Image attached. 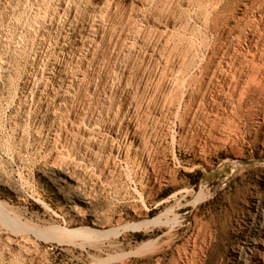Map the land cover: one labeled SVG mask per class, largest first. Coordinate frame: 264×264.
I'll return each mask as SVG.
<instances>
[{
    "label": "rangeland",
    "instance_id": "374dc122",
    "mask_svg": "<svg viewBox=\"0 0 264 264\" xmlns=\"http://www.w3.org/2000/svg\"><path fill=\"white\" fill-rule=\"evenodd\" d=\"M0 264H264V0H0Z\"/></svg>",
    "mask_w": 264,
    "mask_h": 264
}]
</instances>
